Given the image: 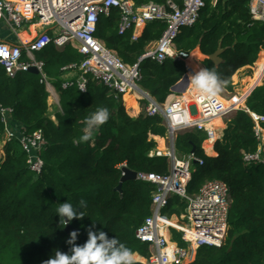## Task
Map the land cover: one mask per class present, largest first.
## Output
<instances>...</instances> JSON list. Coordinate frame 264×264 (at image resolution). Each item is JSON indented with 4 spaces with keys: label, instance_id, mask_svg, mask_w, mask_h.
<instances>
[{
    "label": "trees",
    "instance_id": "trees-1",
    "mask_svg": "<svg viewBox=\"0 0 264 264\" xmlns=\"http://www.w3.org/2000/svg\"><path fill=\"white\" fill-rule=\"evenodd\" d=\"M134 1L140 6L149 2L165 4L168 0ZM252 1L219 0L216 6L207 1L198 23L183 29L176 42L179 53L193 54L190 58L198 62L222 48L221 64L205 59L203 65L216 71L224 82L222 90L231 93L226 98L217 96L228 107L244 104V100L235 103L240 98L233 94L237 89L233 77L237 72L240 80L252 77L251 67L264 52V24L252 21ZM120 20L117 10L103 16L98 24V38L125 64L139 65L144 76L142 83L163 103L187 74L184 61H140L148 47L161 39L166 26L150 24L134 42L132 32L119 35ZM37 59L45 62L60 96L62 111L54 116L50 113V94L38 76L24 73L10 79L0 69V103L12 109L11 123L20 128L7 143L4 157H0V264H45L57 250L70 253L67 240L73 231L79 233L77 244L83 245L93 224V231L102 230L110 239L118 238L142 260L148 259L149 247L136 239V232L151 215L156 186L138 181L125 183L123 193L117 188L123 165L137 174H169L167 157L150 158L159 144L150 139L149 133L166 136V129H156L164 124L163 119L149 117L147 101L138 100L131 93L124 96L128 114L122 96L97 82L90 84L86 94L75 88L64 91L62 69L84 60L74 46L51 47L37 54ZM258 67L255 74L261 79L264 53ZM200 70L201 67H195L196 73ZM252 83L250 80L249 86ZM246 105V110L237 111L229 119L224 137L213 146L216 157L207 156L203 149L205 133L189 130L176 139L177 157H188L195 149V157L203 161V165L193 164L189 193H199L207 182L221 181L230 187L233 200L224 245L200 249L193 264H264V163L247 166L243 157L259 149L254 116L264 119V85L252 93ZM100 107L109 110L108 122L93 131L90 141L81 142L86 118ZM143 107L142 114L133 119ZM259 124L264 129V121ZM219 125L224 127L223 121ZM37 131L43 132L46 141L42 153L45 166L38 176L30 171L27 154L18 139L21 133L32 135ZM5 133L0 115V139ZM81 199L88 204L86 216L69 223L71 232L67 233V225L60 223L57 209L66 202L78 207ZM185 209L186 204L179 197L171 198L170 216H181ZM174 236L182 247L187 246L176 231ZM143 261L136 259V264Z\"/></svg>",
    "mask_w": 264,
    "mask_h": 264
},
{
    "label": "built area",
    "instance_id": "built-area-1",
    "mask_svg": "<svg viewBox=\"0 0 264 264\" xmlns=\"http://www.w3.org/2000/svg\"><path fill=\"white\" fill-rule=\"evenodd\" d=\"M207 1L213 6L219 2L168 0L165 4L149 2L138 6L134 0H0V31L10 30L18 37L16 43L0 41V69L10 79H16L20 74H30V70L35 69L39 82L61 109L60 96L53 79L48 76L45 62L37 59V54L51 47L62 49L71 45L78 49L84 60L62 69L64 75L61 87L64 91L75 88L86 94L90 84L97 82L121 95L123 101L128 93L140 97L148 103L146 112L149 117L163 119L169 147L164 151L158 149L151 152L150 158L167 157L169 174H138L139 181L156 186L152 195L151 215L136 232V239L150 250V257L143 258L142 264H193L200 249L221 248L224 245L233 204L230 187L221 181H211L199 193L190 194L188 186L192 179L193 164L203 165V161L193 154L185 158L177 157L176 139L182 132L196 130L205 133L208 142L213 141L216 129L212 121L218 117L226 119L240 109H235L236 104L224 106L220 97L209 103L199 98L198 94L193 105L185 100V94L174 93L163 103H158L140 87L144 76L139 65L125 64L115 51L98 38V24L103 16L108 17L113 10H117L121 15L119 35L126 36L132 32L134 42L142 37L148 25L164 24L166 30L163 36L142 59L147 58L159 64H164L168 59L184 61L190 56L179 53L176 42L183 29L193 28L198 23ZM250 16L252 21L264 24V0L251 2ZM28 25H34L33 28L39 26L40 30H33L35 37L25 41L17 29ZM0 115L9 142L16 136L11 130L13 111L0 103ZM260 120L264 121L254 116L259 149L256 153L243 156L247 166L264 163V129L259 124ZM18 139L27 154L30 171L37 176L42 174L45 166L42 153L46 145L43 132L37 131L32 135L21 133ZM217 141L219 139L213 146ZM123 167L126 168V165ZM174 196L186 204L184 213L178 217L168 216L170 200ZM173 218H176L178 228L170 224ZM172 231L181 235L186 247L175 240ZM193 253L195 257L190 260Z\"/></svg>",
    "mask_w": 264,
    "mask_h": 264
},
{
    "label": "clouds",
    "instance_id": "clouds-1",
    "mask_svg": "<svg viewBox=\"0 0 264 264\" xmlns=\"http://www.w3.org/2000/svg\"><path fill=\"white\" fill-rule=\"evenodd\" d=\"M223 81L213 69L203 68L190 78V84L194 86L199 98H203L212 103L220 94ZM110 112L106 107L97 108L85 120L81 142H88L94 130L108 122ZM76 141H74L75 143ZM88 204L85 200L79 201L76 207L70 202L60 204L57 214L60 217L61 224H69L74 219L83 220L85 218V209ZM93 224L88 229V239L83 245L77 244L79 233L73 231L67 244L70 245V253H63L59 250L45 264H136L135 253L122 243L118 238H109L104 231H93Z\"/></svg>",
    "mask_w": 264,
    "mask_h": 264
},
{
    "label": "rangeland",
    "instance_id": "rangeland-1",
    "mask_svg": "<svg viewBox=\"0 0 264 264\" xmlns=\"http://www.w3.org/2000/svg\"><path fill=\"white\" fill-rule=\"evenodd\" d=\"M18 30V33H20V34H24V33H26V29L25 28H23V29H17ZM2 38H5V39H9V40H13V41H17L18 40V37H17V35L16 34H14V33H12V31H10V30H2V31H0V40H2ZM155 43H153L152 45H150L149 47H148V51H150V50H152V49H154V47H155ZM197 52H199V51H197ZM200 53V52H199ZM264 53V52H263ZM263 53H261L260 55H259V58H258V60H257V62L251 67L252 69H253V76L252 77H250V78H252L253 79V83H252V85H250L249 86V83H250V79L249 78H247V79H244V80H240L239 78H238V76H237V73L235 74V76L233 77V83H235V85L237 86V89H236V91H235V93H233V94H237V96H239V98H240V100H238V101H236L235 103H239V102H241V101H243L244 100V104L242 105V107H240L239 109L241 110V109H243V110H246L247 109V100L250 98V96L252 95V93L257 89V88H260V87H262L263 85H264V76L261 78V79H258L257 78V74H255L256 73V71L258 70V64H259V62H260V60L263 58ZM195 54V53H194ZM193 55V54H192ZM190 57H191V55H190ZM203 61H204V59L203 60H201L200 62H199V66H201V68H204V65H203ZM189 58L188 59H186V60H184V63H185V66H186V70H187V74H189L190 75V73H191V68L189 67ZM250 68V67H249ZM39 77V76H38ZM236 77V78H235ZM241 79H242V77H240ZM262 82V84L260 85V83ZM247 86H249L248 88V91H244L245 89H247L246 87ZM140 87L142 88V89H144L145 91H147L148 93H151L152 91H151V89L150 88H148L147 86H146V84L145 83H141L140 84ZM151 91V92H150ZM172 94V93H171ZM170 94V95H171ZM229 94H231V93H229V92H227V91H225V90H221V92H220V94H219V96H221V97H223V98H226V97H228L229 96ZM134 95V94H133ZM242 96V97H241ZM156 100H157V102L158 103H160V101L156 98ZM124 102V101H123ZM125 103V102H124ZM234 104V103H233ZM233 104H230L231 106L233 105ZM49 106H50V113H51V115H55L57 112H61L62 110L59 108V106L50 98L49 99ZM238 108V107H237ZM236 107H235V109H237ZM142 109H144V107L142 108ZM142 112L143 111H141L140 112V115L142 114ZM128 114H129V112H128ZM139 115V116H140ZM235 115V114H234ZM234 115H232V116H230V117H228V118H224V119H218V120H215L213 123H214V125L213 126H215V127H217V129H219V131H220V136L219 137H217V139H219V140H222V138L224 137V132H225V130H226V128H227V123H228V121H229V119L231 118V117H233ZM130 117H132L131 115H130ZM133 118V117H132ZM138 118V116L136 117V118H133V119H137ZM53 120H55V118H53ZM223 121V123H224V127L223 126H220L219 125V123L220 122H222ZM212 123V124H213ZM156 129H159V130H165L166 129V126L163 124L162 126H158V127H156ZM149 136H150V139H155L156 141H158L160 144H159V149L160 150H164V148H168L169 147V142L167 141V137L165 136V135H163V136H155V135H153V132H151V133H149ZM8 135H4V138H2V139H0V157L1 158H3L4 157V150H5V147H6V145H7V143H8ZM215 142V141H214ZM214 142L212 143V148H213V144H214ZM205 144V143H204ZM207 144V143H206ZM206 144H205V146H206ZM206 150V149H205ZM206 155L207 156H210L211 157V155H213V151H211L210 153L206 150ZM212 157H214V156H212ZM168 216H170V215H168ZM177 217H178V215H176ZM176 220V218H173V220ZM173 220H171V221H173ZM170 221V222H171ZM172 233L174 234V232L172 231ZM175 238V237H174ZM175 240L176 241H178L176 238H175ZM179 242V241H178ZM195 253H193V255H194ZM193 255H192V257H193ZM138 257V256H137ZM192 257H191V259H192ZM190 259V260H191ZM140 261H143L142 259H140Z\"/></svg>",
    "mask_w": 264,
    "mask_h": 264
},
{
    "label": "water",
    "instance_id": "water-1",
    "mask_svg": "<svg viewBox=\"0 0 264 264\" xmlns=\"http://www.w3.org/2000/svg\"><path fill=\"white\" fill-rule=\"evenodd\" d=\"M223 50L220 47L219 50L212 56L206 57L205 59H208L212 61L214 64L219 65L223 62L221 59V55L223 54ZM145 59H142L140 62H143ZM30 74L38 76V72L35 69L30 70ZM190 86V77L189 74H186L181 82H179L177 85H175L171 92L174 94H185L186 91L189 89ZM175 150V148H174ZM192 154H195V149H193ZM138 174L136 172H133L127 168H123V177L121 179L120 185L117 188V191L120 193H123V186L127 182H138ZM71 232V227L69 224H67V233ZM137 256V255H136Z\"/></svg>",
    "mask_w": 264,
    "mask_h": 264
},
{
    "label": "crops",
    "instance_id": "crops-1",
    "mask_svg": "<svg viewBox=\"0 0 264 264\" xmlns=\"http://www.w3.org/2000/svg\"><path fill=\"white\" fill-rule=\"evenodd\" d=\"M4 30V29H3ZM39 30H40V27H38L37 29H36V31L37 32H39ZM25 34V33H24ZM21 35L22 34H20V37H21ZM23 37H24V39H25V41H29V40H32L34 37H35V35H28V34H25V36L24 35H22ZM23 39V40H24ZM0 41H10V42H13V43H16L15 41H13V40H9V39H5V38H2V40H0ZM199 51V50H198ZM200 52V51H199ZM192 55V54H191ZM206 58V57H205ZM205 60V59H204ZM189 67L191 68V73H190V75H189V77L191 78L192 76H194L195 74H196V71H195V67H201V66H199V62L198 61H194L193 59H189ZM194 64V65H193ZM203 69V68H202ZM236 78V77H235ZM250 80H253L252 78H249ZM262 84V82L260 83V85ZM190 87V86H189ZM194 87V86H193ZM190 89L191 88H189L187 91H186V93H185V95H189L190 93H191V91H190ZM196 91V90H195ZM244 91H246V89L244 90ZM151 95V94H150ZM132 96H134L136 99H138V100H141V99H139L138 98V96H135V95H132ZM152 96V95H151ZM153 97V96H152ZM153 99L154 100H156V98H154L153 97ZM157 101V100H156ZM125 104V106H126V103H124ZM224 105H227V104H224ZM126 109H127V112H128V108H127V106H126ZM141 111H143V109H141ZM140 111V112H141ZM140 112L136 115V117L138 116L139 117V115H140ZM135 117V118H136ZM132 118V117H131ZM212 125H214V123L212 124ZM16 126H13V124L11 125V130L14 132V133H16V132H18V131H20V128H17ZM158 142V141H157ZM206 143H208V141L207 142H205V144ZM158 144H160L159 142H158ZM205 144H204V149H205ZM166 148H164V150H165ZM160 150V149H159ZM164 150H162V151H164ZM212 151H213V155H211V157L212 156H214V157H216L217 155H216V153H215V151H214V147H213V149H212ZM138 256L139 257V259L138 260H140L141 258H140V256L138 255V254H135V256ZM144 260V259H143Z\"/></svg>",
    "mask_w": 264,
    "mask_h": 264
},
{
    "label": "bare ground",
    "instance_id": "bare-ground-1",
    "mask_svg": "<svg viewBox=\"0 0 264 264\" xmlns=\"http://www.w3.org/2000/svg\"><path fill=\"white\" fill-rule=\"evenodd\" d=\"M33 26H34V25H28V26L24 27V28L26 29V33H25V34H28L29 36H30V35H35V34H33V30L37 29L39 26H37V27H35V28H33ZM25 34H23V35L25 36ZM21 38L24 39V37H23L22 35H21ZM24 40H25V39H24ZM189 59H190V57H189ZM189 88H191V89H190L191 93H190L189 95H186V96H185V100L189 103V105H193V104H194L195 95L198 94V93H197V91H195V88H194L191 84H190V87H189ZM239 108H240V107H238L237 109H239ZM218 119L221 120L222 118L218 117V118L214 119V120L212 121V123H213L215 120H218ZM212 126H213V125H212ZM213 127L216 129L215 140H213V141H209V142L206 144V146H205V149H206L209 153L212 151V143H213L214 141H216L217 137L220 136V131H219V129H217V127H215V126H213ZM3 138H4V137H3ZM172 220H173V219H172ZM170 221H171V220H170ZM170 224H171L172 226L178 228V224H177V222H176L175 219H174L173 221H171ZM135 257H136V259H139V257H137V256H135ZM142 263H144V261H143Z\"/></svg>",
    "mask_w": 264,
    "mask_h": 264
}]
</instances>
